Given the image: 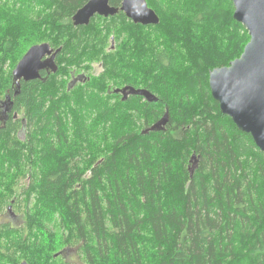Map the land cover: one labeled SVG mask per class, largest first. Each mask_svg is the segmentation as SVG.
Returning <instances> with one entry per match:
<instances>
[{"label": "trees", "instance_id": "trees-1", "mask_svg": "<svg viewBox=\"0 0 264 264\" xmlns=\"http://www.w3.org/2000/svg\"><path fill=\"white\" fill-rule=\"evenodd\" d=\"M88 1L0 0V73L11 62L0 76V103L11 98L0 111V217L16 208L17 179H28L23 227L0 224V264H264V154L221 113L208 85L209 73L249 42L232 0H146L157 26L134 25L122 12L73 26ZM25 13L35 20L23 22ZM44 43L59 50L57 72L18 88L17 63ZM97 61L110 82L140 72L137 87L157 103L136 115L86 107L102 89L81 86L77 95L60 80ZM154 77L168 78L162 91L150 88ZM166 111L165 131L145 133ZM94 112L98 129L88 126ZM70 251L78 262L66 259Z\"/></svg>", "mask_w": 264, "mask_h": 264}, {"label": "water", "instance_id": "water-1", "mask_svg": "<svg viewBox=\"0 0 264 264\" xmlns=\"http://www.w3.org/2000/svg\"><path fill=\"white\" fill-rule=\"evenodd\" d=\"M233 19L248 32L249 42L241 56L228 66L217 68L209 73L208 85L211 96L218 103L222 114L228 116L236 128L250 135L255 146L264 154V0H232ZM122 12L134 25L157 26L159 18L148 7L146 0H121V6L114 8L109 0H89L72 17L73 26H87L95 16L108 18ZM54 51L49 44L35 45L17 63L12 72L14 80L25 83L39 80L40 73L49 68L57 72ZM76 82L69 85L73 88ZM19 88V86H18ZM129 95L142 97L147 103H157V97L146 89L127 87L115 90L122 93L125 101ZM9 97L3 102V114L7 113ZM169 122L168 111L163 117L148 128V132H163ZM194 161V162H193ZM192 169L197 165L195 156L191 157ZM21 264H27L22 262Z\"/></svg>", "mask_w": 264, "mask_h": 264}, {"label": "rangeland", "instance_id": "rangeland-1", "mask_svg": "<svg viewBox=\"0 0 264 264\" xmlns=\"http://www.w3.org/2000/svg\"><path fill=\"white\" fill-rule=\"evenodd\" d=\"M149 1L153 2V0H149ZM220 6H222V8L224 10L223 5L221 4ZM35 14L36 13H30V14L25 13L24 16H22L23 22L27 18H30L29 20H35L34 19V18H36ZM22 26H25V24L24 25L22 24ZM26 36H30V35L26 33ZM131 41L132 40L126 39V40L122 41V45L120 46V50L124 54L123 55L124 60H127L129 58L128 53L131 49L129 47H127V45L130 44ZM46 44H48V43H46ZM38 45H40V44H38ZM20 47H21V49H20L19 53L20 52L22 53L24 45H21ZM114 47H115V42L112 39L108 43L107 50L109 51L110 49H113ZM15 50L16 51H14V53H16L18 49H15ZM130 66H131V69H132V67H134V65L133 66L130 65ZM10 68H11V62H9L7 59H5V62H4L2 69H1L0 76L3 77L4 75H7ZM89 68L90 69L86 72L75 73V74H83L89 79L86 84L78 85V90L76 91V94L77 95L83 94L84 91H86V90L90 91L89 93H91V92L96 93L99 91V89H102L101 92H102V95L104 98L102 96H99V100L97 99V101L94 102L95 105L89 103L86 107H88V108L89 107H91V108L101 107V108H104V109L107 108V109L113 110V111H115V109H120V110L126 111V114H127V112L130 114L132 112H134L135 115L137 114L138 110L144 108L143 106H144L145 101H137V102L132 101L131 103H122V101L120 100V98L118 96H113V94H112L113 90L122 88L124 85L129 84V83L135 87L139 86L141 83L140 72H138L137 70L129 71L127 69V71L124 72L127 75L122 74L119 79H116L114 77V79H112V81L110 82L106 79H102V77H101V71L102 70H101V65H100L99 61L92 62L89 65ZM72 73L73 72L70 71V73L68 75H65L66 78L63 80L64 82H62V80H60V84L63 83L65 85H67L69 82V79H70V75ZM129 75H133V77H129ZM165 79H168V78L161 79L160 81H162V82H160L155 77H154L153 81L150 79V82L152 84V86L150 88L153 89L154 91H156V90L162 91V89L164 88V85H165L163 83L166 82ZM167 82H168V80H167ZM0 84H1V87L4 88V82H2ZM81 86H84V89L86 88V90H84ZM137 88L138 89L142 88V86L137 87ZM142 89H144V88H142ZM4 95H5V92L3 94H0V97H2ZM100 110L101 109H99L98 112H100ZM98 112H94L91 115V118L88 119L89 120L88 126H95L98 129L102 125L101 120L98 119V117H99ZM107 129L105 130V133L107 132ZM102 133L104 134V130H102ZM18 137L23 140L25 137L24 131L19 132ZM110 139L111 138H109L107 140L109 141ZM70 148H72V146ZM101 148L103 150H106V151L109 150V147H107V145H105L104 147H101ZM92 152L94 153L95 151H92ZM96 155H97V153H96ZM90 157H92V155ZM92 160H94V158H92L90 161H92ZM190 167H191V164H189L188 168H190ZM88 175H89V172L87 171L85 176H88ZM27 185H28V179L27 178L17 179L16 187H15L16 191H15V195H14L15 198L10 200V203H13L16 200V204H14V206L16 208L10 209V212L7 210L3 214L4 216L0 217V224H3V223L8 224L9 223V225H11L13 228H16V229L23 227L24 213H25V200H21V198H22L21 192H22L23 188L27 187ZM11 214H15L17 216L16 219L11 217ZM75 256H76V254H74L73 251H70L66 256V259H68L72 262H78V260H76ZM22 262H25V261H19V264H21Z\"/></svg>", "mask_w": 264, "mask_h": 264}, {"label": "flooded vegetation", "instance_id": "flooded-vegetation-1", "mask_svg": "<svg viewBox=\"0 0 264 264\" xmlns=\"http://www.w3.org/2000/svg\"><path fill=\"white\" fill-rule=\"evenodd\" d=\"M100 65H101V64H100ZM51 74H55V73H51V71H50L49 68H45V70H43V71L41 72V78H40L39 80H41L43 83H45V82L47 81V78H48ZM88 80H89V79H88L85 75H83V74H75V73H72V74L70 75V79H69V82H68L67 86L69 87V85L72 84L73 82H76L75 85H74L73 87L78 86V85H84V84L87 83ZM127 87H132V88H134V89H136V90L138 89V88H135V87H133V86H131V85H129V84H126V85H124L122 88L115 89V90H122V89L127 88ZM139 89H142V88H139ZM115 90H113L112 94L118 96V97L120 98V100H121L123 103H131L132 101H133V102H134V101L137 102V101L144 100L142 97L134 96V95H129V92H128V90H127V91L125 92V93L127 94L126 100L123 101V100H122V98H123V94H122V93H117V94H116V93H115ZM9 99H11V98H9ZM9 99H8V101H9ZM144 101H145V100H144ZM145 102H146V101H145ZM4 108H5V107L3 106V102H1V103H0V111H1V110L3 111ZM0 115H2L1 112H0ZM14 118H16V117L14 116ZM8 211L10 212V208L8 209ZM11 217H13L14 219H16L17 216H16L15 214H11ZM74 254H75V252H74Z\"/></svg>", "mask_w": 264, "mask_h": 264}, {"label": "bare ground", "instance_id": "bare-ground-1", "mask_svg": "<svg viewBox=\"0 0 264 264\" xmlns=\"http://www.w3.org/2000/svg\"><path fill=\"white\" fill-rule=\"evenodd\" d=\"M167 126V125H166Z\"/></svg>", "mask_w": 264, "mask_h": 264}]
</instances>
